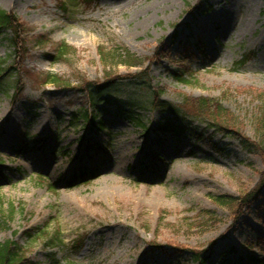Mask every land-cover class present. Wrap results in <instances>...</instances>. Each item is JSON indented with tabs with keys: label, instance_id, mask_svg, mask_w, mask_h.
<instances>
[{
	"label": "rangeland",
	"instance_id": "1",
	"mask_svg": "<svg viewBox=\"0 0 264 264\" xmlns=\"http://www.w3.org/2000/svg\"><path fill=\"white\" fill-rule=\"evenodd\" d=\"M227 3L231 16L239 12L228 29L212 20ZM0 8L26 25L19 57L0 31V242L16 241L36 264H196L197 251L205 264H264V193L237 219L212 199L256 187L263 169L237 136L253 140L264 109V0H98L66 10L59 0H0ZM60 44L69 48L62 58ZM100 47L137 62L114 67L124 77L102 96L111 105L99 101L102 131L83 117L91 108L77 87L109 74ZM183 67L188 83L173 74ZM143 71L146 82H136ZM46 74L70 86L44 83ZM151 88L185 114L179 135L160 132L170 115L141 102ZM203 97L231 115L234 132L184 104ZM79 168L88 175L68 187ZM35 227L47 234L26 236ZM52 234L59 240L49 243Z\"/></svg>",
	"mask_w": 264,
	"mask_h": 264
},
{
	"label": "trees",
	"instance_id": "2",
	"mask_svg": "<svg viewBox=\"0 0 264 264\" xmlns=\"http://www.w3.org/2000/svg\"><path fill=\"white\" fill-rule=\"evenodd\" d=\"M97 1L98 0H59V5L62 9L66 10L69 5H78L79 3H81L84 4L85 7H89ZM25 28L26 25L23 22L19 21L12 14L0 8V31L8 30L10 32L11 36L9 38V43L11 44L13 54L16 57H19V50L22 49V47L26 43V40L23 38L26 33ZM38 43L41 44L42 40H39ZM157 51L156 55L160 56L161 52L158 51L157 53ZM68 52L69 48L65 44H60V47L58 48V57L62 58L63 56L68 54ZM98 53L103 66L105 68H108L107 73L109 74L100 83L92 81H82L77 87L79 88V90L85 93L89 107L91 108V112L89 114L84 113L83 117L92 124L98 122L97 127L100 131H102L106 129V125L104 120L99 118L96 114L97 110L99 109V101H105L108 105H111L113 103L112 98L108 97L102 99V96L106 95L108 91L117 84V81L120 78L124 77L119 75H111L112 71H114L115 69L114 67H116L117 65L132 67L135 66L137 62H135L136 59L132 54L120 47H116L112 51H108L105 48L100 47L98 49ZM180 57V61H187L186 57ZM161 58H170L168 51H166V53H164ZM245 61V57H243V59L236 62V65H242ZM1 65L2 61H0V74L4 71ZM190 72L191 71L188 68L183 67L173 74L177 81L181 83H188L194 79L192 73ZM144 73L146 74V72L143 71L140 76V80L138 79V81L136 82H146V75H144ZM45 78L46 80L44 83H51L57 85L60 88H67L70 86L68 81L61 79L56 75L46 74ZM188 79H190V81H188ZM21 85V81L19 79H15L13 87L14 95L21 89ZM161 93V90H154L151 88L147 91V97L145 98V100H141V102L145 105L146 108H152L161 113L170 115V117L159 121L158 130L160 132L170 135H179L184 130V124L181 116L184 113L181 112V108L172 105L169 102L162 101L160 99ZM136 99L142 98L137 97ZM185 99L186 100L184 104L187 109H191L197 116H201L202 118L207 117L206 120L210 121L209 125L214 127V129L221 131V133L234 132V122L232 121L231 115L227 111L222 110L217 103H213L212 100L204 97ZM138 124L143 125L140 122H138ZM237 137L245 148L256 152L260 156L263 162V169L260 171V180L258 184L256 185V187L250 189L249 191L239 194L236 197H232L230 195H218L212 197L213 201L217 205L224 206L229 209V211L233 214L234 219H237L239 214L243 210L249 209L253 201L259 199L262 196V193H264V109L261 110L260 114L257 115L255 119V138L251 140L241 135ZM87 175V169L79 168L76 173L72 174L67 179L66 183L68 187H73L77 184L82 183ZM13 209V206H11L8 211V217L13 213ZM38 232H40L41 234H47L45 230H42L39 227L31 228L30 230L26 231L25 234L26 236L31 238L34 235L37 236ZM56 240H59L56 234H52L49 236V243H54ZM204 253V251L195 252L194 260L196 261V264L206 263L207 257ZM228 253H226L225 256L228 255ZM0 264L36 263L30 261L29 257L26 255V249L22 245L18 244L12 239H6L0 242ZM219 264L229 263L223 260Z\"/></svg>",
	"mask_w": 264,
	"mask_h": 264
},
{
	"label": "bare ground",
	"instance_id": "3",
	"mask_svg": "<svg viewBox=\"0 0 264 264\" xmlns=\"http://www.w3.org/2000/svg\"><path fill=\"white\" fill-rule=\"evenodd\" d=\"M13 1H18V0H13ZM234 7H235L234 4L227 3L224 9L218 8L217 10H215L212 14L213 22L221 21L224 25H226L227 29L234 26L235 18L239 15V12H236V13H233V15L231 16L232 11H234L232 9H235Z\"/></svg>",
	"mask_w": 264,
	"mask_h": 264
}]
</instances>
